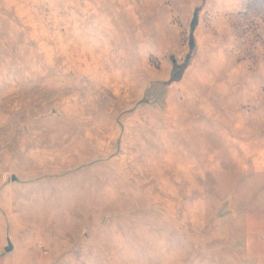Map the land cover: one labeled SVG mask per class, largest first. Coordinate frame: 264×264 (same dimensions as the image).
<instances>
[{"label": "rangeland", "instance_id": "rangeland-1", "mask_svg": "<svg viewBox=\"0 0 264 264\" xmlns=\"http://www.w3.org/2000/svg\"><path fill=\"white\" fill-rule=\"evenodd\" d=\"M0 264H264V0H0Z\"/></svg>", "mask_w": 264, "mask_h": 264}, {"label": "trees", "instance_id": "trees-1", "mask_svg": "<svg viewBox=\"0 0 264 264\" xmlns=\"http://www.w3.org/2000/svg\"><path fill=\"white\" fill-rule=\"evenodd\" d=\"M197 22H198V19H197V15L196 17L194 18V21H193V28L196 27L197 25ZM194 48V43H192V46H191V49ZM190 59V55L188 56V60ZM183 73L182 71L181 72H175L174 73V79H180L182 77Z\"/></svg>", "mask_w": 264, "mask_h": 264}, {"label": "water", "instance_id": "water-1", "mask_svg": "<svg viewBox=\"0 0 264 264\" xmlns=\"http://www.w3.org/2000/svg\"><path fill=\"white\" fill-rule=\"evenodd\" d=\"M15 179V178H14ZM12 251V248L9 249V252Z\"/></svg>", "mask_w": 264, "mask_h": 264}]
</instances>
